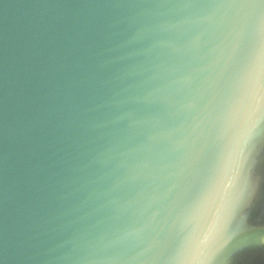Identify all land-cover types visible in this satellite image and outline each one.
<instances>
[{
	"label": "water",
	"instance_id": "obj_1",
	"mask_svg": "<svg viewBox=\"0 0 264 264\" xmlns=\"http://www.w3.org/2000/svg\"><path fill=\"white\" fill-rule=\"evenodd\" d=\"M264 0H0V264H264Z\"/></svg>",
	"mask_w": 264,
	"mask_h": 264
},
{
	"label": "flooded vegetation",
	"instance_id": "obj_2",
	"mask_svg": "<svg viewBox=\"0 0 264 264\" xmlns=\"http://www.w3.org/2000/svg\"><path fill=\"white\" fill-rule=\"evenodd\" d=\"M263 242H264V238H263Z\"/></svg>",
	"mask_w": 264,
	"mask_h": 264
}]
</instances>
